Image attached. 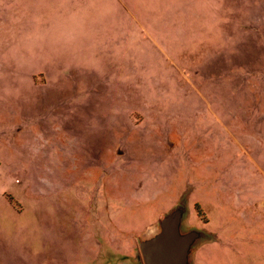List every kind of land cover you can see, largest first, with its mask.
Segmentation results:
<instances>
[{
	"label": "rangeland",
	"instance_id": "1",
	"mask_svg": "<svg viewBox=\"0 0 264 264\" xmlns=\"http://www.w3.org/2000/svg\"><path fill=\"white\" fill-rule=\"evenodd\" d=\"M8 17L0 264H142L158 225L202 235L190 264H264V0Z\"/></svg>",
	"mask_w": 264,
	"mask_h": 264
},
{
	"label": "crops",
	"instance_id": "2",
	"mask_svg": "<svg viewBox=\"0 0 264 264\" xmlns=\"http://www.w3.org/2000/svg\"><path fill=\"white\" fill-rule=\"evenodd\" d=\"M41 5V0H0V15L6 14L9 15L7 22V28H11L14 31L18 30L20 26L17 24L14 15L22 14V15H29L31 13H34V11L39 8ZM10 20V21H9ZM1 23V21H0ZM2 24H0L1 29ZM23 29H28V26H21ZM15 32L10 33V39L8 38V35L5 37L0 36V45H2V42H7L8 39L10 40V45H22V39L20 35L16 34ZM27 41L25 46L27 45ZM15 66V58L12 56V49L10 47L9 54L6 52H1L0 56V85H5V89H7L10 84L12 86L13 80L5 79V77H8V74L5 75V71L7 67H14ZM2 69V70H1ZM4 71V72H2ZM0 88H2L0 86ZM163 233V226L158 225L154 230H152L147 236L142 238L141 243L148 242V241H156ZM172 236L175 239H189L187 245L182 246V254L180 253L179 249L174 248L172 251L166 252V259L162 264H190V255L192 253V244L201 238L200 233L192 232L185 229H174L172 232ZM139 259L142 264H146L145 262V255L143 254L141 247L139 248Z\"/></svg>",
	"mask_w": 264,
	"mask_h": 264
},
{
	"label": "water",
	"instance_id": "3",
	"mask_svg": "<svg viewBox=\"0 0 264 264\" xmlns=\"http://www.w3.org/2000/svg\"><path fill=\"white\" fill-rule=\"evenodd\" d=\"M163 233L156 241H148L141 243V250L145 255L146 264H162L167 255V251H172L174 248L179 249L182 254V246L187 245V239H175L172 236V232L175 228L174 226L170 227L169 225H162Z\"/></svg>",
	"mask_w": 264,
	"mask_h": 264
}]
</instances>
